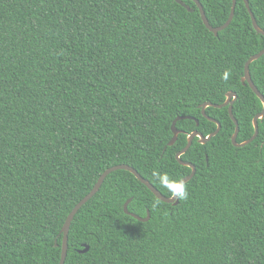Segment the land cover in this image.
<instances>
[{
    "label": "trees",
    "instance_id": "trees-1",
    "mask_svg": "<svg viewBox=\"0 0 264 264\" xmlns=\"http://www.w3.org/2000/svg\"><path fill=\"white\" fill-rule=\"evenodd\" d=\"M184 2L192 10L176 0H0V264H60L68 215L114 165L171 196L152 170L191 174L177 153L193 131L218 127L203 104L236 91L237 140L254 135L263 103L242 79L264 35L245 0L217 35ZM200 2L214 27L229 19L233 0ZM249 3L264 29V0ZM250 73L264 94V55ZM206 112L222 128L182 155L196 166L187 198L165 202L131 171H112L75 215L65 264H264V118L236 146L229 106ZM129 198V212L149 210V220L125 212Z\"/></svg>",
    "mask_w": 264,
    "mask_h": 264
},
{
    "label": "water",
    "instance_id": "water-1",
    "mask_svg": "<svg viewBox=\"0 0 264 264\" xmlns=\"http://www.w3.org/2000/svg\"><path fill=\"white\" fill-rule=\"evenodd\" d=\"M178 3L182 4L183 6H186L187 8H189L190 10H192L189 6H187V4L184 2V0H176ZM200 11H201V15H202V18H203V21L204 23L206 24V26L211 30L213 31L216 35L219 33V31L225 29L226 27H228L230 25V23L232 22L233 18H234V15H235V9H236V3H237V0H233V4H232V10H231V14H230V17L229 19L221 26H218V27H214L206 13H205V10H204V7L202 5V3L200 2V0H194ZM246 2V5L251 13V17H252V20H253V24H254V27L256 28V30L258 32H260L261 34L264 35V29L261 28L257 22V19L254 15V12L252 11L251 7H250V3H249V0H245ZM262 55H264V48L261 49L258 53L256 54H253L252 56L249 57L248 61L246 62V68H245V75L242 79L243 83L244 84H249L250 87L253 89V91L258 95V97L262 100V103H263V110L258 113L255 117H254V127H255V133L254 135L244 141V142H238L237 138H238V134H239V130H240V126H239V122H238V119L234 116V113H233V106H234V102L237 100L238 98V94L236 91H229L228 94H227V99L225 102L221 103V104H217V103H212V102H207L205 104H203L202 106V112H203V115L208 117L209 119L215 121L217 124H218V127L215 131H213L211 134L205 136L202 132L198 131V130H195L193 131L192 133H190L188 135V144L186 145V147L184 149H182L181 151H179L176 155L178 161L183 164V165H187V166H190L192 167V172L190 175L184 177L183 180L185 183L187 181H189L196 173V166L193 164V163H190V162H187L185 160L182 159V155L184 153H186L188 151V149L191 147L194 139L196 137L199 138V141L201 143H206L208 142L212 137H214L215 135H217L221 128H222V124L220 121L210 117L207 112H206V109L208 106H214V107H224V106H229V113L231 115V117L233 118L235 124H236V129H235V132L232 136V142L234 145L236 146H245L246 144H249L250 142H252L259 134V120L260 119H263L264 118V94L258 89V87L256 86V84L254 83L253 79H252V76H251V73H250V65L251 63L260 58ZM183 118H194L193 116H178L173 124H172V129H173V137L172 139L170 140L169 142V145H174L178 139V136L180 134V130L177 128V121L180 120V119H183ZM197 123H199V120H197ZM118 169H126V170H129L131 171L132 173H134L138 179H140L144 184H146L155 194L158 198H160L161 200L165 201V202H169V203H175L177 204L179 202V199L177 198H173L172 196H165L164 194H162L148 179L144 178L137 169H135L133 166L131 165H128V164H117V165H114L112 167H109L108 169H106L102 174L101 176L99 177L98 181L96 182L95 186L92 188V190L84 197L82 198L76 205L75 207L72 209V211L70 212V214L68 215L66 221H65V224L62 228V233H63V245H62V258H61V261H60V264H65V261H66V258H67V255H68V250H69V232H70V228H71V224H72V221L75 217V215L77 214V212L80 210V208L85 204L87 203V201H89L98 191L99 189L101 188L102 184L104 183L106 177L112 172V171H115V170H118ZM132 198H129L125 204H124V210L126 213L128 214H131L133 215L135 218L139 219V220H142V221H147L150 219V212L148 210V215L146 217H142V216H139L135 213H131L129 212L128 210V206H129V203L131 202ZM90 249V245L89 244H84L83 245V248L80 250V252L82 253H85L87 252L88 250Z\"/></svg>",
    "mask_w": 264,
    "mask_h": 264
},
{
    "label": "clouds",
    "instance_id": "clouds-1",
    "mask_svg": "<svg viewBox=\"0 0 264 264\" xmlns=\"http://www.w3.org/2000/svg\"><path fill=\"white\" fill-rule=\"evenodd\" d=\"M230 76L229 71H225L222 74V79L227 80ZM152 176L160 183L162 187L168 190L169 194L173 198L186 199L187 198V186L181 179H173L167 172L161 173L158 169L152 170Z\"/></svg>",
    "mask_w": 264,
    "mask_h": 264
},
{
    "label": "flooded vegetation",
    "instance_id": "flooded-vegetation-1",
    "mask_svg": "<svg viewBox=\"0 0 264 264\" xmlns=\"http://www.w3.org/2000/svg\"><path fill=\"white\" fill-rule=\"evenodd\" d=\"M215 119V118H214Z\"/></svg>",
    "mask_w": 264,
    "mask_h": 264
}]
</instances>
